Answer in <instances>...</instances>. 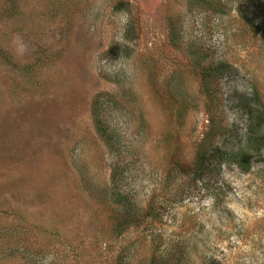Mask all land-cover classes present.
Here are the masks:
<instances>
[{
  "label": "rangeland",
  "instance_id": "1",
  "mask_svg": "<svg viewBox=\"0 0 264 264\" xmlns=\"http://www.w3.org/2000/svg\"><path fill=\"white\" fill-rule=\"evenodd\" d=\"M0 264H264V0H0Z\"/></svg>",
  "mask_w": 264,
  "mask_h": 264
}]
</instances>
